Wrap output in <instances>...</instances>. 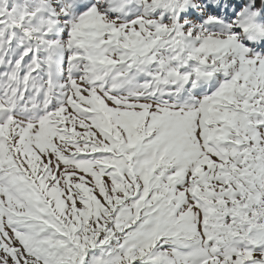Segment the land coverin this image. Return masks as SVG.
Returning <instances> with one entry per match:
<instances>
[{"label": "snow or ice", "instance_id": "1", "mask_svg": "<svg viewBox=\"0 0 264 264\" xmlns=\"http://www.w3.org/2000/svg\"><path fill=\"white\" fill-rule=\"evenodd\" d=\"M0 264H264V0H0Z\"/></svg>", "mask_w": 264, "mask_h": 264}]
</instances>
